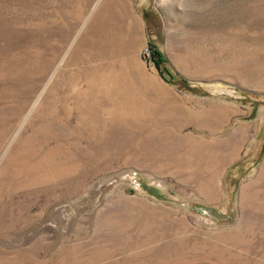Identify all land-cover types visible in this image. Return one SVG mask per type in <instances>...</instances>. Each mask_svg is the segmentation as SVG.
I'll list each match as a JSON object with an SVG mask.
<instances>
[{"label":"rangeland","instance_id":"374dc122","mask_svg":"<svg viewBox=\"0 0 264 264\" xmlns=\"http://www.w3.org/2000/svg\"><path fill=\"white\" fill-rule=\"evenodd\" d=\"M0 264H264V0H0Z\"/></svg>","mask_w":264,"mask_h":264},{"label":"trees","instance_id":"16d2710c","mask_svg":"<svg viewBox=\"0 0 264 264\" xmlns=\"http://www.w3.org/2000/svg\"><path fill=\"white\" fill-rule=\"evenodd\" d=\"M150 45L151 46H149V48H150V55H151L152 60L156 63L158 67L163 68L171 76V72L169 71V68L166 64V59L162 51L158 49L154 43L150 42ZM181 80L183 82L187 81L184 77H181Z\"/></svg>","mask_w":264,"mask_h":264},{"label":"water","instance_id":"95a60500","mask_svg":"<svg viewBox=\"0 0 264 264\" xmlns=\"http://www.w3.org/2000/svg\"><path fill=\"white\" fill-rule=\"evenodd\" d=\"M199 210L203 212L204 214H207L214 218H227L229 215L222 213L221 211L213 208V207H204L199 206Z\"/></svg>","mask_w":264,"mask_h":264},{"label":"crops","instance_id":"0c3cea01","mask_svg":"<svg viewBox=\"0 0 264 264\" xmlns=\"http://www.w3.org/2000/svg\"><path fill=\"white\" fill-rule=\"evenodd\" d=\"M251 119H246V144L250 140V137L252 135V124Z\"/></svg>","mask_w":264,"mask_h":264}]
</instances>
